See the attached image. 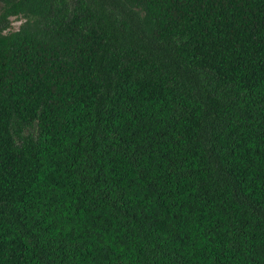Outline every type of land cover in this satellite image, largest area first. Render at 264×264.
Segmentation results:
<instances>
[{
    "label": "trees",
    "instance_id": "16d2710c",
    "mask_svg": "<svg viewBox=\"0 0 264 264\" xmlns=\"http://www.w3.org/2000/svg\"><path fill=\"white\" fill-rule=\"evenodd\" d=\"M0 264H264V0H0Z\"/></svg>",
    "mask_w": 264,
    "mask_h": 264
},
{
    "label": "rangeland",
    "instance_id": "374dc122",
    "mask_svg": "<svg viewBox=\"0 0 264 264\" xmlns=\"http://www.w3.org/2000/svg\"><path fill=\"white\" fill-rule=\"evenodd\" d=\"M11 28L10 30H16L21 22L23 21L22 19H17V18H11Z\"/></svg>",
    "mask_w": 264,
    "mask_h": 264
}]
</instances>
